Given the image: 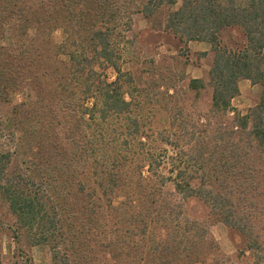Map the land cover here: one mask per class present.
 Here are the masks:
<instances>
[{
	"label": "trees",
	"instance_id": "trees-1",
	"mask_svg": "<svg viewBox=\"0 0 264 264\" xmlns=\"http://www.w3.org/2000/svg\"><path fill=\"white\" fill-rule=\"evenodd\" d=\"M6 2L0 17L17 43L32 41L38 68L52 55L32 78L35 101L19 108L21 133L0 126V200L29 241L48 244L52 264H226L211 232L221 220L241 237L237 257L264 264V0ZM165 5L175 7L163 34L211 44L213 95L205 115L179 108L155 128V103H173L176 88L123 61L135 16ZM230 29L242 39L225 43ZM242 79L262 89L246 114L232 103ZM191 197L208 219L186 212Z\"/></svg>",
	"mask_w": 264,
	"mask_h": 264
},
{
	"label": "rangeland",
	"instance_id": "rangeland-1",
	"mask_svg": "<svg viewBox=\"0 0 264 264\" xmlns=\"http://www.w3.org/2000/svg\"><path fill=\"white\" fill-rule=\"evenodd\" d=\"M6 6V0H0V11ZM174 7L165 5L151 17H146L142 13L135 16L134 32L139 36L135 43L130 45L129 50H126L123 61L125 62L123 69L142 70L145 79L150 83L155 78L158 79L160 74L165 76L168 84L176 88L173 103H167L165 98L155 103L154 100L158 99L153 91L147 96L149 102L157 104V114L153 118L156 120L155 128L167 125L170 118L178 114L179 108H182L185 114L196 118L200 113L205 115L209 112L212 104L213 86L210 70L215 56L212 46L210 45L209 51H195L187 43L180 42L178 38L163 34L159 30L166 21L168 11ZM145 30H148V33H145ZM65 36L64 31L58 28L53 33V40L57 44H62ZM221 37L225 43L242 39L239 29L224 31ZM48 52L45 68H38L32 41L17 43L6 21L0 17V126L7 125L5 134H8V128L14 129L18 135L21 133L18 119L22 112L19 108L23 104L35 101L32 78L38 70L47 71L51 66L52 55ZM109 73L111 79L115 78L112 68L109 69ZM193 78L201 79L204 86L198 89L190 88L189 83ZM147 86H150L149 82ZM239 86L240 94L235 97L233 106L242 114H246L259 99L262 89L249 79H242ZM165 105L170 109H164ZM167 188L173 190L171 185ZM184 208L191 217L198 219L210 217L209 208L198 197L187 199ZM211 232L219 244L221 262L224 260L226 264H251V256L241 259L237 257V246L242 240L235 230L218 220L212 223ZM27 233L25 228L19 226L8 205L0 200V264H52L50 246L33 244L29 241ZM215 260V257L209 259L206 264H213Z\"/></svg>",
	"mask_w": 264,
	"mask_h": 264
},
{
	"label": "crops",
	"instance_id": "crops-1",
	"mask_svg": "<svg viewBox=\"0 0 264 264\" xmlns=\"http://www.w3.org/2000/svg\"><path fill=\"white\" fill-rule=\"evenodd\" d=\"M187 45L195 50V51H209L210 50V43L207 41H200V40H190L188 42H186ZM235 100V98L233 99V101ZM232 101V103H233Z\"/></svg>",
	"mask_w": 264,
	"mask_h": 264
}]
</instances>
